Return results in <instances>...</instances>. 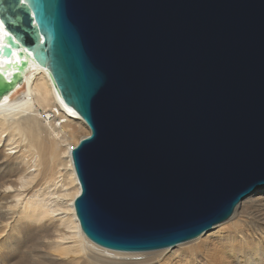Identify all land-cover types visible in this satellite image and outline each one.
Listing matches in <instances>:
<instances>
[{
  "label": "water",
  "instance_id": "95a60500",
  "mask_svg": "<svg viewBox=\"0 0 264 264\" xmlns=\"http://www.w3.org/2000/svg\"><path fill=\"white\" fill-rule=\"evenodd\" d=\"M0 20V100L33 61L91 130L71 154L94 243L171 248L264 188V0H0Z\"/></svg>",
  "mask_w": 264,
  "mask_h": 264
},
{
  "label": "bare ground",
  "instance_id": "6f19581e",
  "mask_svg": "<svg viewBox=\"0 0 264 264\" xmlns=\"http://www.w3.org/2000/svg\"><path fill=\"white\" fill-rule=\"evenodd\" d=\"M89 129L33 61L0 100L5 264H264V188L246 196L227 221L173 248L125 252L90 240L75 211L81 186L71 154Z\"/></svg>",
  "mask_w": 264,
  "mask_h": 264
},
{
  "label": "snow or ice",
  "instance_id": "6c2138e0",
  "mask_svg": "<svg viewBox=\"0 0 264 264\" xmlns=\"http://www.w3.org/2000/svg\"><path fill=\"white\" fill-rule=\"evenodd\" d=\"M25 3H27V0H20V4H25ZM3 26V20H0V27H2ZM4 35L6 36V37H9V38H11L13 41H15V42H19L18 40H17V38H16V36L15 35H13L10 31H6L5 33H4ZM7 47H11V45L9 44V45H7ZM23 51H27V49L26 48H24V49H22ZM6 63H11L12 61L11 60H6L5 61ZM17 62L19 63L20 61L19 60H17ZM8 83L9 84H11L12 82L11 81H8ZM70 111V110H69Z\"/></svg>",
  "mask_w": 264,
  "mask_h": 264
},
{
  "label": "rangeland",
  "instance_id": "374dc122",
  "mask_svg": "<svg viewBox=\"0 0 264 264\" xmlns=\"http://www.w3.org/2000/svg\"><path fill=\"white\" fill-rule=\"evenodd\" d=\"M86 124V123H85ZM90 130V129H89ZM60 185V184H59ZM58 185V186H59ZM62 189V187H58V189L57 190H61ZM53 190H55V189H53ZM83 232V231H82ZM86 236V235H85ZM3 239V240H2ZM5 240V236L3 237V236H1L0 237V245H1V243L3 242ZM175 247V246H174ZM3 248V247H2ZM171 248H173V247H171ZM165 249H169V248H165ZM1 251H0V264H5V249L3 248V249H0ZM159 250H161V249H159ZM154 251V250H153ZM2 253V254H1ZM1 255H3V256H1ZM27 256V258H25V259H28L29 257H28V255H26ZM25 256V257H26ZM3 257V258H2ZM2 260V261H1ZM4 261V262H3Z\"/></svg>",
  "mask_w": 264,
  "mask_h": 264
}]
</instances>
